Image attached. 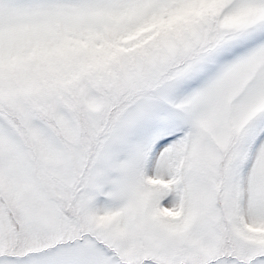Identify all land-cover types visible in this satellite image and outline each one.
<instances>
[{"label": "snow or ice", "instance_id": "6c2138e0", "mask_svg": "<svg viewBox=\"0 0 264 264\" xmlns=\"http://www.w3.org/2000/svg\"><path fill=\"white\" fill-rule=\"evenodd\" d=\"M0 264H264V0H0Z\"/></svg>", "mask_w": 264, "mask_h": 264}]
</instances>
